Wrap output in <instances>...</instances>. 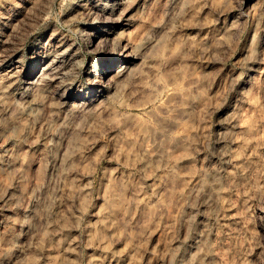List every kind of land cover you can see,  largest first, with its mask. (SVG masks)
I'll return each instance as SVG.
<instances>
[{
  "label": "rangeland",
  "instance_id": "rangeland-1",
  "mask_svg": "<svg viewBox=\"0 0 264 264\" xmlns=\"http://www.w3.org/2000/svg\"><path fill=\"white\" fill-rule=\"evenodd\" d=\"M92 1L0 0V264H264V0Z\"/></svg>",
  "mask_w": 264,
  "mask_h": 264
},
{
  "label": "bare ground",
  "instance_id": "bare-ground-1",
  "mask_svg": "<svg viewBox=\"0 0 264 264\" xmlns=\"http://www.w3.org/2000/svg\"><path fill=\"white\" fill-rule=\"evenodd\" d=\"M118 1L119 0H108V2H107V0H96V1H92V3H91V5L89 6V7H87V11H86V14H87V17H89V18H93V20H95V19H97L99 16H101V17H106L107 18V16H109L110 14H111V12L113 11V8H115V7H117L118 6ZM103 7L104 8H106V7H108L109 8V10L108 11H106V10H104L103 9ZM111 16V15H110ZM109 16V17H110ZM101 17H99V18H101ZM110 19V18H109ZM89 20V19H88ZM107 23V22H106ZM114 23H120V25H122L121 24V22H119V21H115ZM118 25V24H117ZM103 31H104V28H103ZM110 30L108 29L107 30V32L106 33H104L103 32V34H100V36H98V31H97V29H96V31L94 32V33H88L87 35H88V39H90V43L91 42H93V41H95V40H97V39H99V42L98 43H101V45H100V49L102 50V51H107V49H108V46H110V44H112V42H113V40H114V38L115 37H111L112 36V34L109 32ZM114 32V31H113ZM90 35V36H89ZM114 42H115V40H114ZM1 43H3V42H1ZM110 43V44H109ZM8 44V43H7ZM113 45V44H112ZM3 45H0V69H2V68H4V67H7V68H10V70H9V73L7 74L8 75V78H12V77H15L14 76V73L16 72V71H14L15 70V67L13 66V64H12V61L15 59V57H16V54H15V52L13 51V52H8V53H4V52H1L2 51V49H3V47H2ZM109 50V49H108ZM51 54H44L43 56L42 55H39V54H36V57H35V60L36 61H39V60H41V59H44V58H49V56H50ZM122 59L123 58H120V60L118 59L117 60V62L116 63H118L119 64V66L118 67H116L115 68V65L114 64H112V62H105L104 64H103V70H102V74H105V73H107L108 71L109 72H111V71H113V70H117V69H119L118 70V72H120V71H122L126 66H127V64H128V61L129 60H126L125 58V61H122ZM55 61H53L52 60V62H51V65H53L52 63H54ZM7 63H9V64H7ZM8 65V66H5V65ZM94 67V66H93ZM93 69V68H92ZM89 70V69H88ZM95 77H97L98 78V76L97 75H95ZM47 81H46V80ZM45 79H43L41 76H39L38 77V81H45V82H50V83H52V82H54L55 81V77H52V78H48V77H46ZM97 80H99V79H97ZM94 83L92 84L93 86L91 87V89L92 90H95L96 88H98L99 89V85L101 86V83H99V81H93ZM101 82V81H100ZM34 83V82H33ZM32 83V84H33ZM95 88V89H94ZM101 88V87H100ZM71 87H68L67 89H66V91L63 93V95H62V101L63 102H67L70 98H71V95L73 94V92H71ZM94 92V91H93ZM62 102V103H63ZM66 104V103H65Z\"/></svg>",
  "mask_w": 264,
  "mask_h": 264
}]
</instances>
